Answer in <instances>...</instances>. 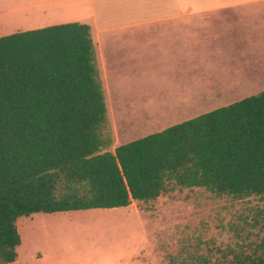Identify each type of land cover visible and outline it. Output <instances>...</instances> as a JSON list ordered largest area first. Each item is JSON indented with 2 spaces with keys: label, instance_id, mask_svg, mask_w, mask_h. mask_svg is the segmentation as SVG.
<instances>
[{
  "label": "trees",
  "instance_id": "obj_1",
  "mask_svg": "<svg viewBox=\"0 0 264 264\" xmlns=\"http://www.w3.org/2000/svg\"><path fill=\"white\" fill-rule=\"evenodd\" d=\"M105 121L87 25L0 36V264H17L15 220L34 213L126 207L175 188L264 199V90L112 152ZM250 219L264 232V211ZM217 252L221 264H264V235Z\"/></svg>",
  "mask_w": 264,
  "mask_h": 264
},
{
  "label": "rangeland",
  "instance_id": "obj_2",
  "mask_svg": "<svg viewBox=\"0 0 264 264\" xmlns=\"http://www.w3.org/2000/svg\"><path fill=\"white\" fill-rule=\"evenodd\" d=\"M183 1L193 8L214 2L173 0V5L168 8L178 7L177 4L182 8ZM229 1L232 0L226 2ZM170 2L149 0V18L156 17L158 11L155 6L162 9L161 6ZM251 2L250 7H236L225 12L235 17L234 21L227 20L230 25L227 30L233 32L228 40L210 33L199 35L201 28L197 20L209 22L203 27L205 30L218 31L225 21L218 17L211 18L213 20L188 17L185 27L183 21L180 19L178 23L176 17L169 26L126 28L101 35L99 43L91 35L106 109V121L100 133L108 144L102 151L112 152L119 144L263 91L264 84L251 86L261 88L251 93L248 92L251 89L242 90L239 88L242 81L236 78L242 71L256 70L264 74V0ZM178 12L174 9L159 13L176 16ZM248 14L255 15L256 19L250 22L242 19ZM246 25L250 33L245 38L243 30ZM169 30L175 33L168 35ZM178 39L179 54L206 57L199 61V89L189 92V98H181L190 102V97L194 96L196 106H185L189 110L187 113L169 115L168 120L159 121L155 117L157 111L154 113L158 108L146 106L149 94H154L149 91V69L135 70L130 67L128 59L118 55L151 54L153 42L161 54H171L179 44ZM99 54H106V58ZM224 58L227 67L220 65ZM133 79L136 82L133 83ZM234 88L237 89L233 91ZM128 209V214H125V207H119L89 209L78 214L34 213L18 217L15 220L19 236L16 263L118 264L124 263L122 258L130 255L129 264L135 263V257L137 264H172V261L179 264L182 260L198 256H206V264H221L217 250L237 251L240 246L245 248L246 243L256 242L264 235L259 224L250 226L252 213L264 211V199L257 197L235 201L217 197L200 188H175L154 201L132 202ZM115 253L120 260L114 256Z\"/></svg>",
  "mask_w": 264,
  "mask_h": 264
},
{
  "label": "crops",
  "instance_id": "obj_3",
  "mask_svg": "<svg viewBox=\"0 0 264 264\" xmlns=\"http://www.w3.org/2000/svg\"><path fill=\"white\" fill-rule=\"evenodd\" d=\"M226 1L214 0L213 3L197 8L186 5L183 1L182 8L177 4L178 7L170 9L168 7L173 5L171 4L173 0H171L168 3L170 6H161L162 9H158L160 6H155L158 11L155 13L156 17L149 18V0H0V36L65 23H79L87 25L90 38L93 35L94 37L92 38L99 43L102 40L101 35L110 34L115 31L119 32L126 28L169 26L171 24L170 22L175 21L176 17L179 19L178 23H180V19L183 21V27L186 26V19L188 17L204 19L218 17L225 19L223 27L218 31L205 30L203 27L208 25L209 22L207 20H197L196 23L201 28L199 35L210 33L215 37L224 36V39L228 40L233 36V32L231 29L227 30L230 27L228 24L229 21L227 20L234 21L235 17L225 12L231 11L236 7H247L253 2L251 0ZM163 9L164 11L176 9L179 12L176 16L159 13L164 12L162 11ZM242 19L250 22L254 21L256 16L248 14L243 16ZM247 26H244L245 29L243 30L245 32V38L249 37L250 33L249 30H246ZM177 32L179 33V26ZM169 33L174 34L175 32L169 30L168 35ZM178 43L171 54H161V51L156 49V42H153L151 54L118 55L119 57L124 56L128 59V62L130 61V67L135 70L149 69V91L154 92V94H149V103L146 106H149V108H158L154 113L157 111L155 117L159 121L164 119L168 120L167 117L169 115L187 113L189 110L185 106H196L194 105V96L190 97L192 99L189 100L190 102H185L181 98L190 96L188 95L189 92L194 93L199 89L201 81L199 79V61L206 57H201V54H179V39ZM99 55H103L102 57L104 59L106 58V54ZM109 57H111L110 54ZM225 62L224 58V61L220 65L227 67ZM105 66L106 63L103 67L104 69ZM137 72L135 71V74ZM236 78L242 81V85L239 88H243L242 90L251 89L248 91L250 93L261 89L250 88L251 86L264 84V74L256 70H249L245 73L242 71ZM134 82L136 81L133 79ZM236 89L234 88L232 90L234 91ZM149 108L147 110L148 113ZM128 206L125 207V214L129 213ZM80 211L84 210L67 212L78 214L77 212ZM114 256H117V260H120L117 253ZM122 259L124 263L118 264H129L131 261L130 255ZM136 260L135 257L134 264H137Z\"/></svg>",
  "mask_w": 264,
  "mask_h": 264
}]
</instances>
